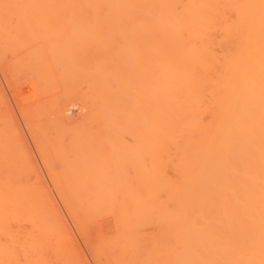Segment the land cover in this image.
<instances>
[{"label":"bare ground","instance_id":"6f19581e","mask_svg":"<svg viewBox=\"0 0 264 264\" xmlns=\"http://www.w3.org/2000/svg\"><path fill=\"white\" fill-rule=\"evenodd\" d=\"M81 5L88 9V19L98 31L96 37L99 43L96 42L100 44L99 51L96 47V52L99 53L96 60L98 75L93 78L95 83H88L90 90L92 84H96L92 89V92L94 89L96 92L95 101L94 96L91 97L93 100L90 99L96 104V118L93 116L96 125L93 126H96L97 131L93 130L97 134L93 135L96 137L94 141L98 144V150L100 149L99 154L100 151L107 153L110 150L108 155L112 153L110 157L115 160L111 161L109 157L110 163L113 162L109 168V164L105 165L109 163L105 161L108 159L107 154L104 153L105 157L102 154L106 158L103 161V157H97L100 160L96 158L98 166L93 165L95 157L88 156L91 161L86 159L95 167L90 169L89 161L85 165L88 170L95 172L89 170L90 174L87 171L83 174L82 170L83 175L77 179L78 182L75 177H71L74 174H71L68 177L72 181L68 178L67 182L61 183L63 177L67 176L65 170L62 174L65 167L60 169L63 177L60 170V176L57 171V174H49H52L50 178L58 176L62 180L60 185H72L74 180L75 188L83 184L86 186L88 180L91 181L88 182L91 187L92 182L102 183L100 187L94 185L104 195L103 198L101 193H97V198L108 201H104L102 208L97 207L99 204L101 206L103 199L101 202L96 198L94 187H90L93 191L88 192L89 196L86 193V197H83L84 191L79 189L82 192L79 197L86 198L85 202L77 199L78 191L74 189L77 192L76 200L89 203L87 205L81 202L68 204L63 194L67 190L61 189L65 205L68 204L65 209L75 224L80 223L76 224H79V230H83L82 215L85 221H90L87 220L90 219L87 215L89 208L92 216L99 208L111 213H101L99 209L102 217L101 214L97 216L100 219L109 214L114 217L116 214L115 223L112 221L116 228L113 234L116 236L113 235L114 239L109 237L112 239L109 241L107 237L110 234L104 233L105 239L110 243L114 242L101 245V241L97 243L99 245H95L97 247H93L96 251L90 246L93 254L96 255L97 252L94 258L101 260V264H264V0H89ZM88 127L91 129V126ZM78 128L75 131L79 133ZM82 129L80 132L85 133L87 128L84 131ZM79 135H75V139H81ZM84 135L88 136V133ZM125 137L133 139L132 145L129 142L126 144ZM100 141L103 142L101 145L103 144L104 149ZM107 142L112 144L111 147ZM127 145L132 146L131 149L135 150L132 149V153L139 156L140 162L137 159L129 161L132 155L129 153L127 156L130 151H127ZM69 146L74 148L71 144ZM112 148L115 150H111ZM82 150L84 151L83 148ZM121 152L126 158L130 157L126 164L135 168V171L133 168L129 171L134 172V175L138 173L133 178L129 172L131 179L127 181L126 168L129 166L123 162L125 157ZM113 153H118L117 157ZM84 159L83 163H86ZM99 161L103 167L99 166ZM117 161L119 164H115ZM76 162L73 164L76 165ZM81 166L86 169L84 164ZM167 167L172 169L168 168L172 175L167 174ZM12 174L21 179V176ZM84 178L87 179L86 182ZM11 179L1 178L0 187H5L6 182L8 189L14 184L23 189L28 185L23 186L27 182L24 183L25 180L22 184L21 180L13 183ZM59 180L53 182L56 189L57 186L62 187L57 185ZM118 182L124 188L121 185L118 187ZM113 183L114 189L118 191L112 190L111 193ZM109 184L111 196L107 189L104 191ZM22 188L23 193L25 191ZM16 190L17 193L19 188ZM1 192L0 237L5 241L2 244H7H0V264H19L21 259L25 261L24 264H36L39 257L33 259L32 251L35 257V247L38 250L39 245L44 246L39 244L41 240H38L39 245H35V238L47 236L46 239L51 240L56 236L51 234L55 226L51 228L48 225L47 219L50 220V217L42 207L40 212L45 216L36 217L39 204L34 203L35 200L20 197L21 194L19 198L7 197L6 194L2 196ZM115 194L118 197L122 195V203L120 198L119 202L116 201ZM1 197H6L7 200L10 197L13 203L9 199L10 206L7 207L6 203H1ZM95 198L100 202L94 200L96 203H91ZM68 199L70 203L72 198ZM110 199L116 202L113 207L110 204L114 202ZM27 200L38 206L34 207L33 203L30 206L27 205L29 203L25 204ZM19 202L24 205H19ZM31 218V222L36 220V224L32 223V232L23 235L24 241L19 243L20 236L16 238L14 234L22 233L9 232L6 224L10 225L15 220L28 221ZM97 223L99 222H94L93 225ZM93 225H90L94 228L93 231L99 227ZM144 226H147L146 229L151 226V230H145ZM104 229L102 228V232ZM56 231L60 230L56 228ZM99 231L92 233L90 229L87 235L91 237L90 233L95 235ZM145 231L149 233L146 234ZM108 232L107 229L106 233ZM81 234L86 237L85 232ZM15 239L19 241V245ZM89 241L86 243H90ZM49 244L53 247L54 243L51 240ZM47 245L45 244V248ZM31 257L37 261L32 262ZM22 262L21 260L20 263Z\"/></svg>","mask_w":264,"mask_h":264},{"label":"rangeland","instance_id":"374dc122","mask_svg":"<svg viewBox=\"0 0 264 264\" xmlns=\"http://www.w3.org/2000/svg\"><path fill=\"white\" fill-rule=\"evenodd\" d=\"M86 1H89V0H0V179L1 178L3 179V177H5V179H6L8 177L9 179L12 178L11 180H13L12 181L13 183H15V181H20V180H21L20 182H22L23 180H25L24 183L26 181L28 182V183L26 182L23 185L25 187V185L28 184L24 189L22 188V186H20L22 188V190L25 191L23 193H22L20 187L15 186L17 184H14L13 187L10 185V189H8L6 187L7 182H6L5 187L4 186L2 187V185H1L0 189L2 188L1 189L2 192H1V190H0V192H1L2 196H3V194H4V196L6 194L7 197L8 196H13V197L17 196L18 197L21 194L20 197L24 196V197H27L29 199L31 198L32 199L31 201L35 200L34 203L39 204V207L37 208L38 211H37L36 217L37 216H39V218L44 217L46 214L47 216L50 217V220L52 222V224H51L50 220H48L49 218L47 219V217H46L48 225H51V228L53 226H55L52 228L53 231H56V228H58V231L60 230L59 232L56 231V233L55 232L53 233V231L51 232L52 235L56 234V236L54 238L50 235L52 237V239H51L52 243H54L53 247L51 246L52 244H49V242H51V240L48 241L46 239L47 236L35 238V241H36L35 245L41 244L44 246V248H43V247H40V245H39V247H38L39 251L37 250V246L35 247L36 253L39 252L37 254L38 256H36V253H35V257H34L33 256L34 251H32L33 255L32 254L31 255H32L33 259H35V258L37 259L38 257L44 258V260L41 259V260H43V262L39 258H38V262H36L37 260H33L31 257V259L33 260L32 262H36V264L40 263L39 261H41L40 264H87V262H88V264H92V263L98 264L101 260L99 261L96 258H94V257H96L97 252H96V255L93 254L91 252L92 251L91 247L93 250H95L94 248L97 247L95 245H99L97 243H99L101 241H102L101 242L102 244L100 243L101 245H103V244L107 245L108 243H110L109 241L114 239L113 235H115V234H113V232L116 231V228L113 227L115 225L114 224L115 223L114 220H115V216H116L115 212L113 213V214H115V216L113 217V215L112 216L110 215L111 213L109 211H104V210L99 208L101 213H103V211H104V213L105 212L110 213L109 215H107L108 217L111 216L109 218L107 216H104L103 218L105 220L103 218H101L104 220V221L103 220L101 221L100 217H98L101 214L99 209H97L98 211L95 210L92 213V214H94L92 216V215H90L91 214L90 211H92V210L89 208L87 215H89L88 217H90V219L88 217H86V218H88L87 220L92 221V223H90V221H88V222L85 221L86 219L84 218V216L83 215L81 216V214H80V216L82 217V221H84V222H82V223H84V224H82L84 231L82 230V228H80V230L82 231V232H80V230L78 228L80 223L76 222V224L79 223L78 225H76L75 222L73 221V219H71V217L69 216L70 214L65 209L66 205L71 204V203L77 204V203L81 202L82 204H85V205L89 204V203L86 204V203L82 202V200L84 201L86 198L82 199L81 198L82 196L79 197L80 196L79 194L82 193L81 191H79V189L84 191L83 197H86L88 192L90 193L93 191V190L91 191V189H92V187H94V185H97L100 187V186H102V183L100 181H99L100 183H97V181H96V183L92 182L93 186L91 187L90 186L91 181L88 180V182H90V183H88V182H86L87 179L84 178L85 182L87 183L86 186L88 185L87 187L89 189H87L86 186H84L85 184L81 185V186L85 187L84 189H82L83 187L80 188L81 186L80 187L78 186V188L77 187L75 188L73 186L76 182H78L77 179L79 177H82V175L85 173V171L89 172V170L92 169L90 167H93V168L95 167V166H93L96 164L95 160H97V159L100 160V158L103 157L102 154H104V153L108 155V152H110L109 146L111 147V145H112V144H109L110 142H107L109 144V146L107 145L108 146L107 148L109 151H107V153L105 151L104 152L100 151V154H99L98 151L100 149L98 150V146H97L98 144H96V142H95L96 137L93 136V135L97 134L94 131L97 128H96V126H93V125H96V124H94L96 121V119H95L96 114H94L95 109H96L94 107L96 104L95 105L93 104V101H95L96 96H94V92H95L94 90L95 89L93 90V92H92V89L96 87V84H94L96 80H94V79L98 75L97 74V67H96V64H97L96 60L98 57L97 54H99L98 52H96L97 51L96 47L98 48V46H100V44H98L99 41L97 40V37H96V33H98V31L95 30L94 24L91 23L88 19V16H87L88 13L86 12L88 9L85 6L81 5L82 2H86ZM77 4H78V6H77ZM96 41H98V43ZM98 51H99V48H98ZM91 81L94 82L93 83L94 85L92 84V88L90 90L91 86L89 84L92 83ZM88 96H89V98H88ZM91 97H93L94 100ZM90 99H92L93 101H91ZM90 103H92L93 108H91L92 105ZM93 109H94V111H93ZM87 110H90V111H87ZM91 115H92V117H91ZM93 116L95 118H93ZM55 121H57V122H55ZM84 121H86V123ZM50 122L52 125H50ZM60 122H62V123H60ZM89 122L90 123L92 122L91 123L92 125L88 124ZM67 124H68V126H67ZM84 124H86V125L88 124V125L84 126ZM74 125H75V128H74ZM88 126H91V129ZM76 127H79L78 130L80 129V127L84 128V129L86 127L88 130L85 129V131H84V129L81 128L82 131H84L85 133L80 132L81 129L79 130V133H78V131H75ZM93 127H95V128H93ZM86 130L88 131L87 132L88 136L84 135V134L87 135ZM42 132L46 135H44ZM76 132H77V134H74ZM40 133H42V134L40 135ZM75 135H79V137L81 139L85 136L86 139L83 138L81 140L78 137H76V139H75V137H74ZM82 135H84V136L82 137ZM128 136H130V135H128ZM130 137L129 138L125 137V140H126V144H128L127 142H129L132 145L133 139ZM73 138L76 141H74ZM92 138H94V139H92ZM91 140H93L92 141L93 145L91 144ZM57 141H58V143H57ZM73 142H75L78 146ZM101 142L102 141H100V145H101ZM68 143H69V145L70 144L72 145L71 147L74 146V148H69L70 146L68 145ZM83 143H85V144H83ZM97 143H99V141ZM41 144H42V146H41ZM100 145H99V147H100ZM113 145H115V144H113ZM101 147L102 148L104 147L103 144L101 145ZM116 147L117 146H115V148ZM131 147L129 145H127V147H126V149L129 148V149H127V151H129V150L131 151V152L130 151L128 152V155L126 154L127 151L125 152V155H127V156H129V153H130V155H132L131 159H129L130 157L126 158L124 153L121 152L124 155V157L126 158L125 159L122 156L124 158L123 162H125V164H126L127 159H129V161L137 159L138 160L137 162H140L139 156H134L135 154H133V153L135 150L132 148L134 150V151H132ZM134 147H135V145H134ZM82 148L84 149V151L82 150ZM86 148H88V150L90 152ZM102 148H101V150L104 149V148L103 149ZM115 148H112L111 150H113V149L115 150ZM53 150H55V151H53ZM116 150H117L116 152H118V149H116ZM85 151L87 154L84 153ZM121 151H122V148H121ZM97 152H98L99 156H97L98 155ZM91 153H92V155H91ZM118 153H120V152H118ZM118 153H113V154L116 156ZM105 154H104V157H105ZM110 155H112V153L109 154L107 156L108 159L105 160L106 163L107 162H109V163L105 164L103 162V164H105V165L109 164V166H110L113 163V162L110 163V160L111 161L115 160V158L111 159ZM88 156L89 157L92 156L90 158L95 157V159H93V162H94L93 165L90 162L91 159ZM78 157L81 158V160H80L81 162L79 161L80 158H78ZM84 157H85V159H84ZM97 157H100V158H97ZM104 157L101 158L102 159L101 161H103V159H106ZM109 157H110V160H109ZM75 158L78 161L74 160ZM86 158H89L90 161L87 160ZM119 158H121V157H119ZM83 159L86 160L85 161L86 163H83L84 162ZM116 160H117V158H116ZM122 160L120 159V161H122ZM69 161H71L73 163H74V161L75 162L77 161L76 165H74L75 163L74 164L71 163V164H73L74 168L70 164ZM87 161H89V163H90V166H89L90 169L89 170L86 166ZM101 161H99L98 163H99L100 167H103L102 165H100L102 163ZM81 163H83L84 166L86 167L85 170H84V168H81L82 167L81 165H83ZM117 163L119 164V161H117L115 164H117ZM127 163L130 164L132 162H127ZM66 164H67V166H63V167L61 166V165H66ZM70 165H71V168H70ZM122 165H124V164L122 163ZM122 165H120V166L125 169L126 166L124 167ZM126 165L130 167V165H128V164H126ZM111 166L109 168H111ZM129 167L126 168L127 169L126 171L128 173V175L127 174L126 175L128 176V178L126 176L125 181H127V179L130 180L131 178H129V177L131 175L134 178L138 174V173H136L134 175V172L129 171V169L132 170L133 167H130V168ZM66 168H68V169H66ZM168 168L169 167H167V174L169 173ZM171 168H169V170H172ZM60 169H63L62 174H64V170H65V173L67 174V176L62 175L61 174L62 170H60ZM69 169H72L73 171L69 170ZM134 169L135 168H133V170ZM137 169L138 168H136V170ZM58 170H60V172ZM75 170H76V172H75ZM82 170H83V174L81 173ZM6 171H8L10 174H8V172H7V174H5ZM16 171H18L19 174H17ZM56 171H57V173L59 172L62 175L61 177L64 176L63 181L59 180L60 178H57L58 176H56V177L54 176L55 178H50L52 176V174H49V173L57 174ZM90 171L95 172L94 170H90ZM110 171H111V169L108 170V172H110ZM126 171H124V173H126ZM12 172L15 173L14 175L17 174V175H19V177L21 176V179L16 177V176L14 177ZM91 172H89V174ZM129 172H131L130 176H129ZM21 173H23L22 175H25V177L27 176V178L29 180H32V182L34 184H32L31 181L29 182V180H26L27 178L20 175ZM59 173H58V175H59ZM124 173H123V175H124ZM71 174H74V176H71ZM77 174H78V177H77ZM169 174H171V172ZM68 176H71L73 178L75 177L74 179H76V182L73 180V184L71 183L72 185H70L69 182H68L69 183L68 185H67V183H65V185L64 184L60 185L59 183L61 181H62L61 183L67 182L66 179H68V178L72 181V178H70ZM22 177H23V179H22ZM40 177H42V178H40ZM115 177L116 176H114V178ZM56 179L59 180L57 182V185L59 184L60 186H62V187L57 186V189H58V191H60V193L57 191L56 187L53 185V182H56ZM81 179H83V178H81ZM81 179H79V180L81 181L80 183L82 184ZM111 179H113V178H111ZM20 182L19 183L17 182V183L20 184ZM115 182L117 183V181H115ZM30 183L35 187L31 186ZM22 184H23V182H22ZM126 184L124 183V185H126ZM69 185L71 186V188ZM77 185H80V184H77ZM117 185H118V187H119V185H121L120 187L123 186L119 182ZM127 185H130V184H127ZM75 186H76V184H75ZM103 186H104V184H103ZM108 186H110V184L106 185L107 188L102 187V188H105L104 189L105 192H106V189L108 192L110 191L109 188L111 186L109 188H108ZM113 186H114V183H113L112 189L110 191L111 193H113L112 190H114L115 192L117 190V189L115 190ZM90 187H91V189H90ZM99 187H94L95 189L93 188L94 193L96 195V198L98 197L97 193L102 194V192H103V191L102 192L99 191V189H100ZM115 187H117V186L115 185ZM16 188L17 189L19 188V191L17 193H16V191H17ZM44 188H45V190H44ZM62 188H64V191L65 190H67V191L64 193L61 192ZM122 188H124V187H122ZM25 189H27V190H25ZM74 189H75V191H78V195H77V192L74 191ZM85 190H87V192H85ZM88 190H90V191H88ZM73 191L75 192V194ZM7 192L9 195L7 194ZM119 192H120V190H119ZM61 193L65 194L64 197H65V199L67 198V201L61 196L62 195ZM111 193L109 194L110 196L112 195ZM69 194H70V196H69ZM85 194H86V196H85ZM117 194H115V196H117ZM28 195H29V197H28ZM76 195H77V199L80 198L82 200L81 201L76 200ZM109 195H107V196L110 197ZM88 196H89V194H88ZM102 196L104 198L103 194H102ZM120 196L122 198V195H120ZM120 196L119 197L117 196L118 199L116 197V201L118 200V202H119L121 200L120 203H122V199L120 198ZM161 196H162V194H161ZM69 197L72 198V199H70V203H69V199H68ZM90 197H92V195ZM113 197H114V195H113ZM5 198L1 197V203L3 201V203H6L7 207H9L10 205H9L8 200L9 199L11 200V198L9 197L8 200ZM96 198L93 199V201H91V203L95 202L94 200H96V202H100L103 199L102 197H100L102 199L97 198L98 200H100V201H97ZM119 198H120V200H119ZM74 199L77 202H75ZM87 199H90V198H87ZM20 200H22V202L24 201V199H20ZM28 200L25 204L29 203V204H27L29 206H30V204L31 205L34 204L33 202H32L33 203L32 204L31 201L28 202ZM64 200L68 204L65 205ZM110 200H112V199H110ZM18 201H19V199H17V202ZM25 201H26V198H25ZM104 201H106V199L105 200L103 199V202L101 201L102 202L101 206H100V204L98 206L97 205H95V206L102 208L103 204H105ZM114 201L112 200V203ZM162 201H163V198H162ZM22 202H19V205L23 204ZM54 202H55V204H52ZM87 202H89V200ZM106 202H108V201H106ZM12 203H13V201H12ZM110 203H111V201H110ZM115 203L116 202H114L113 204H110V205L112 206ZM36 204H34V207L38 206V205L35 206ZM57 204H58V206H57ZM90 206H92V204H90ZM106 206H107L106 208L108 210V203H106ZM41 207L45 210V212H44L45 214L40 212V210H42ZM92 207L94 208V205ZM113 211H115V210H113ZM89 212H90V214H89ZM101 217H102V214H101ZM32 218H35V217H32ZM32 218L28 221L27 220L26 221L21 220V221L17 222L15 220L13 222L11 221L12 223L10 225L6 224L9 226L8 228L6 227L9 232L14 231V233H16V232H19L20 234L22 233L21 235H19V234L15 235L13 233L14 236H16V238L20 236L21 242H19L20 240L18 238L19 243H22V240L24 241V238H25L24 236H26V234L28 235V233L32 232V230H31L32 225L34 223L36 224L35 219H33V220H35L34 223L31 222ZM91 218H92V220H91ZM97 218H99V219L97 220ZM63 219H65V220H63ZM107 219L108 220L110 219V221H109L110 223L108 222ZM97 221L99 222V223H97L98 225L97 224L93 225V223L94 222L96 223ZM27 222H28V224H27ZM86 222H87V224H85ZM88 223H90V225H93V227L99 226L97 229L95 228L96 231L100 230V228H101L100 226H102L103 229H104V227L108 226L107 229L110 233L109 232L106 233L107 232L106 228L104 229L105 232H104V230L102 232V228H101V231H99V234L97 232L94 233L95 235L90 233V235H91V237H90L87 234L90 232V229L92 232L94 228L92 229V226H90ZM101 223H102V225H100ZM104 223H106V224H104ZM144 227H145V230H151V226H150V229L149 228L146 229L147 226H144ZM49 228H50V226H49ZM110 228H113V229H110ZM10 229H11V231H10ZM85 230H87V231H85ZM143 231H144V229H142V232ZM83 232H85L86 237L84 236V234H81ZM100 232L102 234H104V233L107 235L110 234L107 237V239L109 241L107 239H105L106 238L105 234L102 235ZM147 232L145 231L144 233L148 234L149 232L148 233ZM98 235H100V236H98ZM2 236L6 237L5 235H2ZM93 236H94V238H93ZM109 237L110 238L113 237V238L110 239ZM1 238L2 237H0V239ZM98 239H101V240L99 241ZM38 240H41V241H39L40 243L38 242ZM95 240H97V241H95ZM3 241H4V239L1 240V243H0L1 245L7 244V243L2 244ZM86 241L90 242V243L87 242L89 244L88 245L89 249L86 246L87 245ZM6 242H7V240H6ZM16 242H17V240H16ZM18 242H17V244H18ZM113 242L114 241H112L111 243H113ZM17 244H16V246L19 245V244L18 245ZM45 244H48L47 248H45L46 247ZM16 246H15V248L19 249V247H16ZM56 247H58V248H56ZM54 248H56V249H54ZM43 251H44V254H43ZM15 252L17 254V251H15ZM40 254H41V257L39 256ZM21 258L22 257H20V259ZM99 258L102 259L101 257H99ZM95 259H96V261H99V262H96ZM21 260L23 261L22 263L24 264L25 261L23 259H21ZM21 260L18 261L19 264H22V263H20ZM50 261H51V263H49ZM101 263L102 262H100V264ZM33 264H35V263H33Z\"/></svg>","mask_w":264,"mask_h":264}]
</instances>
